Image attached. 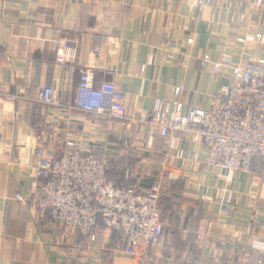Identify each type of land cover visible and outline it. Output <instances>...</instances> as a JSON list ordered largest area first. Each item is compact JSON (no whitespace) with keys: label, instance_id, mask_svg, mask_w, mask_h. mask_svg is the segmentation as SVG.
<instances>
[{"label":"crops","instance_id":"0c3cea01","mask_svg":"<svg viewBox=\"0 0 264 264\" xmlns=\"http://www.w3.org/2000/svg\"><path fill=\"white\" fill-rule=\"evenodd\" d=\"M252 32L264 33V8L246 3L0 0V264H264L254 247L264 245V194L253 172H225L228 184L218 181L233 193L226 214L206 199L218 192V170L205 164L206 149L190 136L180 139L178 159L165 138L155 136L148 147L141 122L78 110L64 116L38 101L40 88L50 86L60 104L73 106L80 73L89 68L95 87L109 79L125 94L128 116L170 115L176 102L182 112L207 108L229 79L213 76L198 58L228 53L236 63V38ZM60 39L74 51L72 63L57 64ZM261 54L260 46L250 53ZM67 133L109 152L114 182L163 188L164 227L154 245L128 254L101 223L82 232L49 225L34 210L28 200L41 181L35 151L56 148Z\"/></svg>","mask_w":264,"mask_h":264},{"label":"built area","instance_id":"2783aa9c","mask_svg":"<svg viewBox=\"0 0 264 264\" xmlns=\"http://www.w3.org/2000/svg\"><path fill=\"white\" fill-rule=\"evenodd\" d=\"M195 3L197 6L246 3L252 9L264 8V0H195ZM192 41L188 39V43ZM235 42L242 51L236 63L228 53L216 60L208 54L198 58L201 67L210 66L213 76L229 79V84L220 88L207 108L192 105L182 112V104L176 102L170 115L162 112L128 116L125 94L109 79L95 87L89 68L80 73L73 106L60 104L50 86L40 88L38 101L64 116L78 110L109 119L141 122L147 128L148 147L155 136H160L168 140L173 157L178 159L184 156L180 139L190 136L192 142L206 149L205 164L218 170L214 181L218 192L206 199L216 201L221 211L228 214L230 209L225 206L232 202L233 193L218 186L220 180L228 184L225 172H253L264 194V33H244ZM56 46L57 64L74 61L68 40H57ZM258 46L262 54L250 55ZM106 74L115 72L107 70ZM182 88L183 84L179 83L175 93L179 94ZM49 124L52 126V122ZM35 162V176L41 181L33 187L28 201L49 225L75 226L89 232L100 221L128 254L154 245L161 237L163 188L158 184L146 188L116 185L110 175L111 155L105 148L91 146L67 133L54 149L44 144L37 147ZM16 198L24 200L20 194ZM254 247L264 253V245Z\"/></svg>","mask_w":264,"mask_h":264},{"label":"trees","instance_id":"16d2710c","mask_svg":"<svg viewBox=\"0 0 264 264\" xmlns=\"http://www.w3.org/2000/svg\"><path fill=\"white\" fill-rule=\"evenodd\" d=\"M116 185H124V184H119L117 182H115ZM124 186H132V185H124ZM162 214H163V207H162ZM98 223H100V221H98ZM102 225V224H101ZM103 226V225H102ZM104 227V226H103ZM115 236V235H114Z\"/></svg>","mask_w":264,"mask_h":264}]
</instances>
